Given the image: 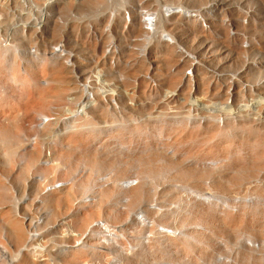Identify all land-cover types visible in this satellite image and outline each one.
Returning a JSON list of instances; mask_svg holds the SVG:
<instances>
[{"label": "rangeland", "instance_id": "374dc122", "mask_svg": "<svg viewBox=\"0 0 264 264\" xmlns=\"http://www.w3.org/2000/svg\"><path fill=\"white\" fill-rule=\"evenodd\" d=\"M48 1L0 22V264H264V84L244 101L232 80L229 102L202 70L183 85L172 45L138 41L135 11L166 0ZM221 14L232 28L212 17L209 45L230 76L264 55V9L240 36L242 11ZM84 70L96 82L79 111ZM192 92L202 102L190 105ZM43 181L63 185L45 192ZM31 244L44 248L32 259Z\"/></svg>", "mask_w": 264, "mask_h": 264}, {"label": "built area", "instance_id": "2783aa9c", "mask_svg": "<svg viewBox=\"0 0 264 264\" xmlns=\"http://www.w3.org/2000/svg\"><path fill=\"white\" fill-rule=\"evenodd\" d=\"M223 6H226L227 8H238L242 11V22L240 15L238 16L242 28L234 29V34L240 36L242 35V32L245 31L244 19H247L248 21V12L251 13V11L253 12L254 10L264 9V0H196L195 2H192L191 0H166L162 3H158L155 7L151 5H142L135 11L141 19L144 28L143 30L145 31L142 36L138 37V41L143 42L154 36L156 37L155 39L172 45L174 47V52L177 55L178 62L183 64V68L180 69L183 71V74H180L181 79L182 77L184 78L183 85H185L186 82H189L191 84V89L193 88L192 83L195 73L202 70L208 76L209 85L218 84L221 85L222 88L225 86V89L222 91V93H225L221 95L224 100L227 99L225 101L229 102L232 96V88L229 86L232 80H235V85L242 100L256 99L257 94L255 91L257 90V85L254 82L264 84V55H260V51H258V54L250 56L249 58H246L245 55L240 69L236 70L233 75L229 76L228 73L223 70L224 66H226V62H223V65L220 68L215 66L217 60L214 59L209 40L216 39L218 35L212 32V19L210 20V18L217 15L223 19V22L226 25H228V29L232 28L230 25L231 21H226L221 14ZM157 7L159 8L158 12L156 11ZM124 8L125 11H123L122 15L124 20L128 22L132 10H130L129 6H125ZM157 14L162 18L160 27L157 25ZM171 21H173L174 24L170 23ZM247 38L249 44L246 47L251 50L255 47V43L253 42L254 37L248 36ZM187 42H189V44H187ZM142 52L143 51H141V54L139 55L144 58ZM145 60L148 63L147 66L151 67V69H155L154 73L160 69L153 67V63L149 62L148 56ZM169 68L171 71L178 70L172 66ZM144 71H142L141 76L145 73ZM243 71L257 73L251 77L240 76V78H235L237 74H240ZM217 72H219V74ZM85 75H87V78ZM216 75L221 76L220 79L222 80V83L214 82L211 79ZM145 76L149 81L153 82L149 76ZM88 77L87 72L84 70L83 74L75 79L76 85L82 90L81 98L84 99L93 98L92 91L95 87L94 82H96V78L88 80ZM198 94L199 92H192V94L189 95L190 105H194L198 101L202 102V99ZM171 95H173V93H170L169 96ZM254 244H256V242Z\"/></svg>", "mask_w": 264, "mask_h": 264}, {"label": "bare ground", "instance_id": "6f19581e", "mask_svg": "<svg viewBox=\"0 0 264 264\" xmlns=\"http://www.w3.org/2000/svg\"><path fill=\"white\" fill-rule=\"evenodd\" d=\"M95 1H98V0H65L64 4H67V5H74L76 3L78 4H86V3H91V2H95ZM46 2L48 3L49 1L46 0ZM28 4H35L33 2V0H0V22L1 21H4V20H8V19H13L14 17V13H13V10H15L16 8L22 6H27ZM158 12V10H156ZM159 17V16H158ZM211 20V18H210ZM160 23V17L158 19V24ZM142 25V23H141ZM143 27V25H142ZM144 29V28H143ZM144 31V30H143ZM145 32V31H144ZM0 47H2V45H0ZM51 51H55L57 52L58 54L62 55L65 57V62L67 65H71L72 67H74L71 62H70V59H69V56L66 54V51L64 50V48L62 47V44L61 43H56V44H53L51 45ZM70 66V67H71ZM71 67V68H72ZM65 73V69L62 68L60 69L59 71H57V78H60L61 76H63ZM201 76H199V79L201 81ZM60 81V89L61 87L64 85L63 84V80H58ZM109 92V91H108ZM94 98V97H93ZM93 98L92 99H89V98H83V102L80 103V107L78 108L79 111H82L86 105H88L89 103H93ZM68 110V109H67ZM70 111V110H69ZM51 115H46V116H41L40 120H38V122H36L38 125L42 124V123H45L47 122L48 120L52 119L53 117H50ZM30 121H27L26 124H28ZM30 126H34L36 125L34 122H30L29 123ZM37 126V125H36ZM186 135L183 133V132H179V134H177L174 138L175 141H180L182 137H185ZM25 140H28V136H25L24 137ZM205 154H211V152L207 151ZM163 155L165 158L171 156L169 155V153L167 151H164L163 152ZM204 154H201V157H203ZM200 157V158H201ZM250 174H254L253 171L250 173ZM253 176V175H252ZM43 190L46 192V191H50V190H53L55 188H58L60 186L63 185L62 181H51V182H47V181H43ZM147 213H149V211H147ZM96 220V224H99V219H95ZM25 222L23 220H20L19 222V228H24L25 226ZM165 232H167V230H165ZM23 238V235H20V239ZM0 247H2L0 245ZM72 247V246H71ZM3 249V248H2ZM30 252H29V255L28 257L30 259L33 258V255L35 256L36 254L40 253V251H43L44 248L42 246H39V245H33L31 244L30 247ZM2 251H5V250H2ZM20 254V250L14 254V256H17ZM26 256V255H25ZM40 264H45V263H40Z\"/></svg>", "mask_w": 264, "mask_h": 264}]
</instances>
